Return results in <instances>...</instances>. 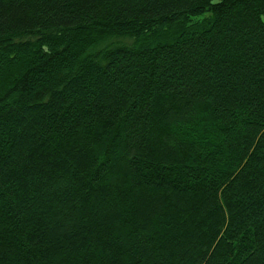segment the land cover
Returning <instances> with one entry per match:
<instances>
[{
    "label": "trees",
    "instance_id": "trees-1",
    "mask_svg": "<svg viewBox=\"0 0 264 264\" xmlns=\"http://www.w3.org/2000/svg\"><path fill=\"white\" fill-rule=\"evenodd\" d=\"M0 264H264V0H0Z\"/></svg>",
    "mask_w": 264,
    "mask_h": 264
}]
</instances>
